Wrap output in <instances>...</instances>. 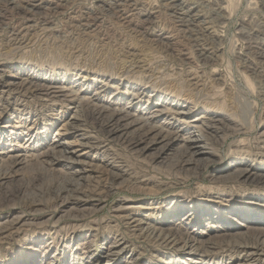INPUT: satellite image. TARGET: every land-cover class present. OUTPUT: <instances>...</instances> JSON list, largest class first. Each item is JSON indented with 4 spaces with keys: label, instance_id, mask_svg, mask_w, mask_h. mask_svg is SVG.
<instances>
[{
    "label": "rangeland",
    "instance_id": "1",
    "mask_svg": "<svg viewBox=\"0 0 264 264\" xmlns=\"http://www.w3.org/2000/svg\"><path fill=\"white\" fill-rule=\"evenodd\" d=\"M0 264H264V0H0Z\"/></svg>",
    "mask_w": 264,
    "mask_h": 264
},
{
    "label": "bare ground",
    "instance_id": "2",
    "mask_svg": "<svg viewBox=\"0 0 264 264\" xmlns=\"http://www.w3.org/2000/svg\"><path fill=\"white\" fill-rule=\"evenodd\" d=\"M99 116L100 115H102L100 112H99V114H98ZM112 116V115H111ZM110 122L109 123H113V122H115L114 124H113V127H115V128H117V126L119 125V120L120 119H118L117 117H115V116H112L110 119ZM74 125V124H73ZM112 127V126H111ZM120 128H121V126H120ZM65 130H67L66 128H65ZM110 131V130H109ZM116 131V130H115ZM111 133H112V131H111ZM110 134V133H109ZM189 138V137H188ZM197 138V137H196ZM190 140V139H189ZM189 140H188V142H189ZM199 140V139H198ZM190 141H192V145H196V143L198 142L197 141V139H195V140H190ZM198 146V145H197ZM200 146V145H199ZM195 147V146H194ZM191 149V148H190ZM196 149V148H195ZM200 149V148H199ZM195 152V151H194ZM201 152V151H200ZM191 154V153H190ZM193 155V154H192ZM193 157V156H192ZM186 162V161H185ZM182 163V162H181ZM189 163H191V162H189ZM196 167V166H195ZM74 176V175H73ZM73 181L75 182V179H70L69 180V182H72L73 183ZM70 184V183H69ZM66 189H68V188H66Z\"/></svg>",
    "mask_w": 264,
    "mask_h": 264
}]
</instances>
